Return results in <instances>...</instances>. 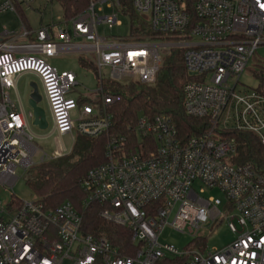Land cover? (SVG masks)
<instances>
[{
	"label": "built area",
	"instance_id": "obj_1",
	"mask_svg": "<svg viewBox=\"0 0 264 264\" xmlns=\"http://www.w3.org/2000/svg\"><path fill=\"white\" fill-rule=\"evenodd\" d=\"M124 1L88 0L85 10L61 26L33 32L23 25L18 34L2 33L0 187L12 190L20 179L17 171L28 172L37 165V156L39 163L63 157L40 155L25 112L11 101L9 90L23 74L40 79L55 132L97 138L112 126L107 107L119 101L105 92L103 83L130 78L153 85L162 53L179 49L191 77L183 88L184 110L206 120L208 128L200 137L184 140L168 117L143 116L135 127L141 148L126 154V139L112 138L106 163L81 179L83 207L101 204L103 220L129 229L137 247L133 256L122 255L107 238L83 234V216L69 201L50 210L40 199L14 198L7 211L0 202V264H264V172L252 164H236V142L226 137L249 132L264 147V92L235 93L249 61L264 46V0H130L155 34L174 40L162 44L99 35L101 25L121 26ZM105 10L110 14L104 15ZM5 13L18 14L14 0H0V17ZM66 55H77L97 71L100 111L90 102L79 103L89 95L69 96L78 85L76 75L59 73L49 63ZM104 68L110 69V79L102 76ZM78 109L74 121L71 113ZM196 183L218 188L228 199L235 240L222 249L201 251L196 244L201 237L194 240L196 249L183 252L159 243L167 226L194 233L201 225L218 222L219 204L201 197Z\"/></svg>",
	"mask_w": 264,
	"mask_h": 264
},
{
	"label": "trees",
	"instance_id": "obj_2",
	"mask_svg": "<svg viewBox=\"0 0 264 264\" xmlns=\"http://www.w3.org/2000/svg\"><path fill=\"white\" fill-rule=\"evenodd\" d=\"M61 3L66 18L73 17L88 6V0H61ZM124 6L125 14L131 18V31L146 33V22L136 13L131 1L125 0ZM80 63L94 69L90 63L81 59ZM190 80L182 51L174 49L168 54L153 85H143L139 82L128 84L118 81L104 82L107 94L119 96L118 102L107 107L106 112L112 117L110 129L97 138L77 134L72 152L35 165L28 173L27 184L47 209L53 210L65 201L71 202L83 216V234L107 238L122 255L133 256L137 247L132 242L129 229L103 220L100 216L103 210L101 204L83 207L86 194L81 187V179L93 168L106 163V148L112 138L126 139L124 150L126 154L135 153L141 148L143 142L136 135L135 127L143 116L168 117L184 140L200 137L208 128L207 121L189 117L184 110L183 88ZM258 90L264 92L263 82ZM87 102L90 101L88 99L79 101L83 105ZM98 104L101 107L100 103ZM226 137L236 142V164H252L264 172V147L255 134L234 131L226 134ZM151 148H154V144ZM196 244L203 245V240L196 241Z\"/></svg>",
	"mask_w": 264,
	"mask_h": 264
},
{
	"label": "rangeland",
	"instance_id": "obj_3",
	"mask_svg": "<svg viewBox=\"0 0 264 264\" xmlns=\"http://www.w3.org/2000/svg\"><path fill=\"white\" fill-rule=\"evenodd\" d=\"M14 3L17 8L18 6L21 7L19 12L26 17L30 26L35 30L41 28L42 26H49L53 24L61 26L66 21L65 11L61 0H14ZM109 14L110 10H105L104 15ZM118 21L121 23V26H114L112 29H109L105 25L99 26V35L109 39H112L113 37L128 39L131 37L137 41L155 42L161 44L174 42L173 38L169 35L155 34L151 28L150 22H146V33H143L131 31V18L127 15L120 14ZM4 26H8L9 30H15L18 27V21L14 16H9L8 19L0 20V34L3 32ZM171 52L172 50L168 54ZM168 54L162 53L161 68L164 66ZM49 63L56 68L59 73L69 72L76 75L78 85L73 88L69 96L74 99H79L81 96L86 95H89V99L92 100L97 98L96 92L99 89V75L95 69L82 65L77 55H66L59 58H53L49 60ZM101 74L106 80L111 78L110 69L108 68H104ZM31 82H35V84H37L40 95H42L43 99L40 102L39 107L44 110L46 119V126L43 128L34 125V121L32 119L29 120L31 133L35 136L34 143L39 148L40 155L45 154L48 157H53L55 154L63 156L70 154L75 144L74 138L71 135L61 137L54 131V120L47 99L45 98L42 84L38 79L29 77L28 80L25 81L28 87L21 86L19 88L21 103L24 105L28 114L30 110L27 106V97L30 86L29 84ZM119 82L128 84L132 82V79L123 78ZM262 82L264 83V46L260 47L249 61L244 73L240 77V82L235 93L241 96L249 95L253 91L257 90ZM11 100L18 103V99L15 94H11ZM91 104L95 106L99 105L98 103L93 102ZM79 115V109L71 113V117L74 121L79 119ZM76 135L77 134H75V137ZM40 159L41 157L37 156L35 158V163L38 164ZM29 171L24 174L21 170L17 171L20 179L12 190H6L0 187V202L2 210L7 211L9 204L14 198L27 202L39 199L27 184ZM194 189L204 199L212 198L219 204L218 207L222 215L220 216L218 222L215 225L211 222L201 225V227L198 230H195L194 233H189L187 229L181 233L174 230L171 226H167L159 237V243L174 246L180 252L196 249L194 246V240L196 237H201L203 239V245L200 247V250H205L206 252L214 249H222L232 244L235 240V235L230 230L228 224L229 211L226 207L228 203L226 195L218 188L209 189L201 183H196L194 185ZM202 189L204 190L203 193H201ZM172 221L173 217L171 218L170 223Z\"/></svg>",
	"mask_w": 264,
	"mask_h": 264
},
{
	"label": "crops",
	"instance_id": "obj_4",
	"mask_svg": "<svg viewBox=\"0 0 264 264\" xmlns=\"http://www.w3.org/2000/svg\"><path fill=\"white\" fill-rule=\"evenodd\" d=\"M17 9H18V14H14V13H5V14H3V15L0 17V20H2V19L5 20V19H8L9 16H14V17L17 19V21H18V27H17L15 30H9V29H8V26H4V28H3V32H4L5 30H7V31H9V32L12 33V34H18V33L21 31V28H22L23 25H24L25 28H27L28 30L33 31V32H35V31H37V30L40 29V28L37 29V30L33 29V28L30 26L29 22L27 21L26 17H25L24 15H22L21 12H19L20 9H21V7L18 6ZM66 19H69V18H66ZM42 27H45V26H42ZM3 32H2V33H3ZM2 33L0 34V42L6 41V39H4L3 37H1ZM58 58H59V57H58ZM79 60H80V59H79ZM29 77L36 78V79H38V80L40 81V79H39L36 75H34V74H29V73H27V74H23V75H21V76L18 77V79H17V83H16V87H15L14 89L9 90L10 98H11V94H13V95L15 94L16 97H17V99H18V103H15V102H13V101L11 100L12 103H13V105H14V107H15L16 110L19 111V112H25V115L27 116L28 122H29L30 119H32V120L34 121V118H32V112H31V109H29L30 112L27 114L25 108L23 107V104L21 103V100H20L19 88H20L21 86H23V87H28V85H26L25 81L28 80ZM40 82H41V81H40ZM41 84H42V83H41ZM29 85H30V86H29V91H28L27 103H28V100H29V95H31V93L33 92V89H32L33 86H36V87H37L38 92H39V94H40L39 88H38L37 84H35V82H31ZM42 89H43V86H42ZM43 91H44V89H43ZM44 95H45V92H44ZM45 98H46V96H45ZM42 99H43V98H42V95H41V101H42ZM81 100H83V99H81ZM88 100L90 101V103H92V102H93V103H96L95 100H92V99H88ZM41 101H40V102H41ZM40 102L38 103V106L40 105ZM87 103H89V102H87ZM81 105H83V104H81ZM97 106H98V105H97ZM97 106H96V109L98 108L99 111H100L101 108H100L99 106H98V107H97ZM28 108H29V107H28ZM97 114H98V111H97ZM29 126H30V123H29ZM74 138L76 139L75 135H74Z\"/></svg>",
	"mask_w": 264,
	"mask_h": 264
},
{
	"label": "water",
	"instance_id": "obj_5",
	"mask_svg": "<svg viewBox=\"0 0 264 264\" xmlns=\"http://www.w3.org/2000/svg\"><path fill=\"white\" fill-rule=\"evenodd\" d=\"M32 89L33 92L29 95L27 106L31 109L32 118H34V125L43 128L46 126L45 112L38 106V103L41 101V95L39 94L36 86H33Z\"/></svg>",
	"mask_w": 264,
	"mask_h": 264
}]
</instances>
